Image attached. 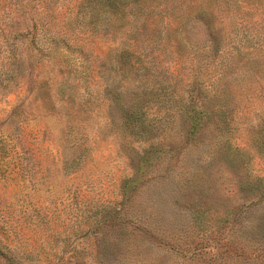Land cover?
Masks as SVG:
<instances>
[{
	"label": "rangeland",
	"instance_id": "obj_1",
	"mask_svg": "<svg viewBox=\"0 0 264 264\" xmlns=\"http://www.w3.org/2000/svg\"><path fill=\"white\" fill-rule=\"evenodd\" d=\"M0 264H264V0H0Z\"/></svg>",
	"mask_w": 264,
	"mask_h": 264
},
{
	"label": "trees",
	"instance_id": "obj_2",
	"mask_svg": "<svg viewBox=\"0 0 264 264\" xmlns=\"http://www.w3.org/2000/svg\"><path fill=\"white\" fill-rule=\"evenodd\" d=\"M192 111H194L193 115H192V119H191V122L189 124V126L187 127V131L188 132H195V131H198V128H200L202 126V117L201 116V113H202V110H197L196 108H192ZM205 112V111H203Z\"/></svg>",
	"mask_w": 264,
	"mask_h": 264
}]
</instances>
